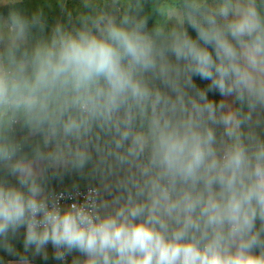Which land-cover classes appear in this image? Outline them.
I'll return each mask as SVG.
<instances>
[{
    "label": "clouds",
    "instance_id": "clouds-1",
    "mask_svg": "<svg viewBox=\"0 0 264 264\" xmlns=\"http://www.w3.org/2000/svg\"><path fill=\"white\" fill-rule=\"evenodd\" d=\"M25 5L0 0V264H264V0Z\"/></svg>",
    "mask_w": 264,
    "mask_h": 264
},
{
    "label": "rangeland",
    "instance_id": "rangeland-1",
    "mask_svg": "<svg viewBox=\"0 0 264 264\" xmlns=\"http://www.w3.org/2000/svg\"><path fill=\"white\" fill-rule=\"evenodd\" d=\"M41 2H42V0H26V5L25 6L28 8L29 12H31L33 9L38 7ZM46 11H48V10L46 9ZM48 15H49L50 20L54 19L56 16L60 15L59 9L56 8L55 11H48ZM198 83H200L201 86H204L205 83H207V82L198 81ZM215 98L216 99L219 98L218 94L215 96ZM65 180L67 182L66 186H71L74 181L80 180V178L77 177V176L68 175V176L65 177ZM85 183H86L85 181L80 180V185H81L80 189H85L86 188L85 187Z\"/></svg>",
    "mask_w": 264,
    "mask_h": 264
},
{
    "label": "crops",
    "instance_id": "crops-1",
    "mask_svg": "<svg viewBox=\"0 0 264 264\" xmlns=\"http://www.w3.org/2000/svg\"><path fill=\"white\" fill-rule=\"evenodd\" d=\"M206 84V83H205ZM220 98V97H219ZM217 98V99H219ZM67 184L65 178L63 179V182L60 183V182H56V186H57V190H61L63 187H65ZM51 252H52V249L51 247L49 246V253H50V257H49V260L47 261H44L42 258L40 257H37L35 258L34 260V264H58V262L54 261L51 259ZM0 255L2 256H7L6 253L3 252V250H0ZM8 259H13L12 257H7Z\"/></svg>",
    "mask_w": 264,
    "mask_h": 264
},
{
    "label": "built area",
    "instance_id": "built-area-1",
    "mask_svg": "<svg viewBox=\"0 0 264 264\" xmlns=\"http://www.w3.org/2000/svg\"><path fill=\"white\" fill-rule=\"evenodd\" d=\"M82 192L86 191V188L85 189H80Z\"/></svg>",
    "mask_w": 264,
    "mask_h": 264
},
{
    "label": "trees",
    "instance_id": "trees-1",
    "mask_svg": "<svg viewBox=\"0 0 264 264\" xmlns=\"http://www.w3.org/2000/svg\"><path fill=\"white\" fill-rule=\"evenodd\" d=\"M192 34L194 35L195 33H194V32H192Z\"/></svg>",
    "mask_w": 264,
    "mask_h": 264
}]
</instances>
